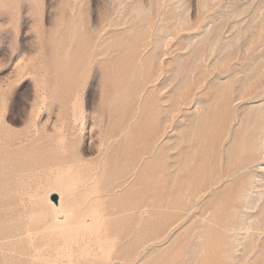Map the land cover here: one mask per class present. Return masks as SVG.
<instances>
[{
	"label": "rangeland",
	"instance_id": "1",
	"mask_svg": "<svg viewBox=\"0 0 264 264\" xmlns=\"http://www.w3.org/2000/svg\"><path fill=\"white\" fill-rule=\"evenodd\" d=\"M256 119L263 154L230 176ZM68 180L76 211L102 209L104 224L74 262L58 246L31 254L22 229ZM11 230L0 264H264V0H0Z\"/></svg>",
	"mask_w": 264,
	"mask_h": 264
},
{
	"label": "bare ground",
	"instance_id": "2",
	"mask_svg": "<svg viewBox=\"0 0 264 264\" xmlns=\"http://www.w3.org/2000/svg\"><path fill=\"white\" fill-rule=\"evenodd\" d=\"M128 120H129V118H128ZM255 122H256L255 124L253 123L254 125H253L252 129H251V127H250V129L248 127H247L248 129L245 128V130L243 131L244 132L243 135L240 136L241 138H243V137L246 138L245 139L246 141L243 139L244 142H242V144L239 143L238 151L236 154L237 156L235 154H232V156H231V153H230V161L227 165L228 166L227 172L230 176L238 175L240 172L245 171L246 169H249L258 160H260V156H261L260 154H263V149L261 148V145L263 144L262 143L263 137H262V135H260L258 133L259 130H257L260 122L262 123V121L256 119ZM249 125H251V124H249ZM261 129H263V128H261ZM247 131H248V133H246ZM259 137H261V138H259ZM106 145H108V144H106ZM251 180H252V176L250 175L246 181H244V180L242 181L243 185L241 187H242L243 191L248 190L249 184L252 183ZM256 181H259V180H256ZM75 184H76L75 181H73V180L69 181L68 180V181H60L58 183H55V184L48 186V188L46 189V191L42 195L41 200H39L38 205L36 206V208H34V211L32 210L33 213H32L30 223L22 229V231L28 233V238L30 239V241H29L28 245L25 247L27 249H30V253H31V251L34 252V250H36V248H40L39 246H46V247L58 246V248L64 249V252L66 253V256L68 257V259L71 262H74V260H73L74 245L80 244L83 242L86 243L87 242L86 238L87 237L90 238V236L88 235V233L90 231L96 232V231H99L100 228H102V225L104 224V220H105V215H104L102 209H89L85 213L79 214L76 211L75 204L72 201H70L68 199V197H66L68 195L69 191L71 190L70 188L72 186H74ZM52 193H57L59 195L58 201L51 199ZM140 206H142L144 208V209L141 208L143 210H140L141 212L143 211L142 213H140L141 216H144L145 212L149 211L147 209V204L146 205L143 204ZM142 214H144V215H142ZM11 222H13V221L11 220ZM15 230H17V229H15ZM11 231L8 233H5V234H3L1 232L2 235L0 236V239L5 240V239H9V238L15 236L16 235L15 231H12V232ZM37 235H42V236L40 239H37L36 238ZM15 238H17V237H15ZM38 240H40V241H38ZM1 243H3V242H1ZM8 252H11V251H8ZM15 254H17V252ZM27 254H29V253H27ZM35 255H36V253L33 254L34 257H36ZM58 257H60V256H58ZM49 260H50L49 261L50 263L56 262L54 259L49 258ZM39 261H41V260H39Z\"/></svg>",
	"mask_w": 264,
	"mask_h": 264
}]
</instances>
